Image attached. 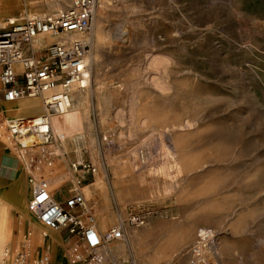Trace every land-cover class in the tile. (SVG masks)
<instances>
[{"label": "rangeland", "instance_id": "obj_1", "mask_svg": "<svg viewBox=\"0 0 264 264\" xmlns=\"http://www.w3.org/2000/svg\"><path fill=\"white\" fill-rule=\"evenodd\" d=\"M70 3L71 0L63 2V6L66 8ZM110 3L115 14L105 19L110 45L102 53L98 52L94 39L98 16L93 30L91 80L86 89L91 93L88 103L91 129L84 130L81 123H70L68 130L84 138L80 146L75 147L73 142L72 146L60 149L55 141L50 150L46 149L43 160L54 170L62 168L75 179L62 180L66 182V196L72 194L80 181L78 185L83 192L85 185L95 181L96 170L105 169L111 208L115 217L121 219L125 215L119 226L128 230H142L149 223L162 226L160 232L144 239L143 246L151 252L163 250L168 244L167 237L161 234L175 232L176 227L165 224L171 219L198 222L200 228L213 233L198 252L194 244L169 250L170 259L166 262L154 263L144 254L140 256L143 249L134 244L129 256L132 254L139 263L264 264V0H110ZM35 6L17 2L10 8L17 10L0 18V29L6 26L8 18L44 17L58 12L39 13ZM95 53L99 55L94 59ZM156 60L163 63L153 67ZM96 88L107 93L103 110L98 108ZM25 100L28 99L1 102L0 164L4 158L13 165L19 163L30 182L35 178L34 169L40 158L37 155L30 163L23 157L25 149L11 136L8 121L39 114H11L6 107ZM75 106L72 100L69 113L75 112ZM185 124L190 127L185 128ZM163 127L166 134L159 133ZM218 133H226L228 138H220ZM153 135L156 138L151 141ZM170 135L176 140V152ZM2 136L9 137V142ZM92 139L95 145L91 144ZM3 143L7 147L1 149ZM55 150L59 151L57 155ZM116 161L122 166L135 163L134 179L141 174L145 176L143 182L134 181L131 189L134 193L152 194L142 199L139 206L118 202L111 186L116 178L113 173ZM74 163L89 165L95 172L82 167L75 171ZM41 179L45 178L38 180ZM17 183L0 185V193L11 195L19 186ZM172 183L175 187L165 192L166 185ZM84 196L97 217L100 203ZM1 199L12 211L11 221L3 228L4 250H17L14 259L22 251L31 257L41 253L48 245L30 252L26 245L33 230L24 224L12 203L5 197ZM27 204L26 200L29 212ZM134 213L146 218L144 225L130 224ZM42 225L41 231L55 233L65 243L57 261L50 250L52 264H61L62 260L71 264L72 249L77 248L75 242H68L64 234ZM128 249L132 251L129 246Z\"/></svg>", "mask_w": 264, "mask_h": 264}, {"label": "built area", "instance_id": "obj_2", "mask_svg": "<svg viewBox=\"0 0 264 264\" xmlns=\"http://www.w3.org/2000/svg\"><path fill=\"white\" fill-rule=\"evenodd\" d=\"M55 1V0H51ZM100 0H71L55 15L44 17L11 18L0 29V85L2 98L13 103L25 98L43 99L46 112L42 115L16 117L8 121V129L21 149H27L22 140L40 136L46 145L65 140L53 129L52 118L70 109V92L84 89L90 84L89 56L92 43L85 38L63 39L71 34L90 35L93 32ZM43 40L38 45V41ZM51 40V41H50ZM64 105H63V104ZM64 107V108H63ZM95 172L89 165L74 163ZM32 196L29 211L49 230L64 234L74 241L71 264H143L129 253L123 256L111 247L128 241L126 228L114 227L102 232L96 216L77 185L72 194L59 202L57 195L45 180L30 179ZM132 214L129 222L142 226L145 217ZM111 246V247H110ZM71 250V251H72ZM14 264H52L50 247L31 257L27 252L18 253Z\"/></svg>", "mask_w": 264, "mask_h": 264}, {"label": "bare ground", "instance_id": "obj_3", "mask_svg": "<svg viewBox=\"0 0 264 264\" xmlns=\"http://www.w3.org/2000/svg\"><path fill=\"white\" fill-rule=\"evenodd\" d=\"M23 3L25 5H31L35 3V9L37 12H45V9H49V12H58L65 7L63 6V2H68V0H0V9H10L11 7H15V4ZM114 6L110 3V0H100V7L101 9L98 13V21L94 33V39L96 42V48L98 49L99 53L104 52L108 46L109 43V27L105 24L106 18H112L114 16V12L112 9ZM47 12V11H46ZM58 12L51 14L55 15ZM94 30V29H93ZM94 32V31H93ZM93 32L90 35H81V34H71L69 36L64 37L69 39H83L88 40L89 42H93ZM51 41V40H50ZM43 40L38 41V45L42 44ZM92 45V44H91ZM93 51V50H92ZM92 52L89 56V62ZM99 54L95 53L94 59L98 57ZM160 63H163V60H156L153 63V67H157ZM100 65V64H99ZM90 70V68H89ZM91 78V75H90ZM91 80V79H90ZM90 85V84H89ZM89 85L84 88H74L71 90L70 99L75 100L77 104V108L75 106L73 113H69V110L72 107V102L70 104V109L65 110L63 114H61V117L55 116L52 118V126L53 129L57 132L58 137L65 138V140L60 141L58 144L60 149L62 147L67 148L69 146H72V143L74 142L75 147L80 146L82 140L84 138H80L79 135H74L71 133V131L68 130V126L70 123L73 124H80L84 126V130H90L91 129V123L89 121V95L91 94L89 90H86ZM95 97L98 100V108L103 110V106L107 97V93L104 89L96 88ZM28 100L22 101L17 103L14 107L18 111V115H30V114H39L42 115L46 112L45 104L43 101V104L40 100V98H25ZM22 100V99H21ZM43 100V99H42ZM63 104V103H62ZM64 105V104H63ZM145 119H141V122ZM185 128H189L190 125L185 124ZM160 134H166V131L164 127L162 130L159 131ZM220 138L227 139L228 134L226 133H218ZM67 137V138H66ZM153 138H156L154 135L152 137L151 141H154ZM169 138L173 141V150L176 152V140L173 136H169ZM150 139L148 140V143L150 142ZM62 143V144H61ZM65 143V144H64ZM146 143V144H148ZM22 144L27 147L25 151H30L31 153L39 152L42 157H44V153L47 152L46 149H51L54 145H49L50 148L47 147V145L44 143V140L40 136H29L22 140ZM91 144L95 145V140H91ZM151 144V142H150ZM150 144H148L150 146ZM69 145V146H68ZM35 146L38 147L37 149H33ZM23 151V152H25ZM59 151L55 150L54 153L57 155ZM80 152V151H79ZM46 156V155H45ZM78 158L80 161H82V157L78 155ZM99 161V160H98ZM145 162L144 160L142 161ZM123 165L119 161L114 162V169L113 173L115 175V181L113 183V189L115 192V196L118 200V202L122 205H125L127 203L134 204L135 206H139L138 204L141 202L142 199H145L149 197L152 194L144 195L143 193L139 192H132V187L134 181L136 182H143L145 176L143 174L138 175L137 178L134 179L133 170L132 168L135 166V163L128 164L127 166ZM135 168V167H134ZM133 168V169H134ZM164 168V167H162ZM110 170V169H109ZM54 175H51L48 178H45L44 180L49 183V186L51 187L52 191L55 192H61L62 189H66L64 186V183L71 181L73 177H71L69 172H64L63 169H52ZM66 171V170H65ZM105 171V169H104ZM101 168H98V171L96 170L95 174V181L90 185H85L83 188L84 194H86V198L100 203V206L97 208V217L96 221L99 224V227L101 228V231L103 232L104 229L108 227H114L115 225L119 226V221L124 222V219L122 215L121 219L115 217V214L111 208V194L109 189L107 188V185L105 183V172ZM107 172V170H106ZM110 174V173H109ZM62 180H65L62 182ZM75 180V179H73ZM110 181V180H109ZM77 183V182H76ZM64 186V187H63ZM175 187V184H168L165 187V192H170ZM69 189V188H68ZM72 189V188H71ZM113 191V190H112ZM71 192V190H70ZM13 207L20 213L21 218L25 225L30 227L33 232L31 238H29V244L26 246L29 247L30 252H33L37 249V247L44 246V244H47L50 247V250L52 251V256L54 260H58L60 257V247L63 244V240L61 236H58L55 233L50 232H43L41 231L40 225L41 223L36 222L32 216L30 215V211H27L26 203L24 205H21V197L20 193L17 190L14 192L13 195ZM133 205V206H134ZM8 208L3 203V200L0 198V264H13L15 261V253L17 250H4V245L6 243V239L3 233V228L9 223L11 220L9 218ZM29 210V209H28ZM96 212V211H95ZM117 218V222H116ZM37 219V218H36ZM38 220V219H37ZM176 221L177 219H171L168 221V223H165L168 226H174L176 227L175 232L173 234H161L162 236L167 237L168 244L165 245L163 250H152L147 249V247L144 245V239L155 235L158 232H160L163 228L161 225L158 224H152L149 223L144 227H141L142 230H139V228H134L131 230H128L126 228L127 236L129 240L127 243L125 242H118L117 244L113 245L111 247L115 252L122 254L125 256V254L128 251V246L132 248V252L134 251V244L140 246L143 251L141 252V255L144 254V256L152 261V262H159V261H169L170 254L168 253L169 250L173 249H179L182 248L186 244H191L194 246V249H197V252L199 249H202L204 247V243L208 238H211L212 231L200 228L198 225V222H192L188 223L186 221L180 220L173 223V221ZM39 221V220H38ZM113 224H115L113 226ZM123 224V223H121ZM43 226V225H42ZM103 229V230H102ZM105 232V231H104ZM58 233V232H57ZM48 234V237L45 238ZM59 234V233H58ZM60 235V234H59ZM199 240V242H198ZM15 243H17V240H15ZM129 243V244H128ZM33 254V253H32ZM221 255V254H220ZM14 260V261H13ZM63 264V260L60 262Z\"/></svg>", "mask_w": 264, "mask_h": 264}, {"label": "crops", "instance_id": "obj_4", "mask_svg": "<svg viewBox=\"0 0 264 264\" xmlns=\"http://www.w3.org/2000/svg\"><path fill=\"white\" fill-rule=\"evenodd\" d=\"M13 10H17V9H0V18H2L3 16H6L8 11L12 12ZM45 10L47 12H49V9H45ZM26 11L27 10L25 9L24 12L26 13ZM45 12H43V13H45ZM1 102H3L2 93H0V108H2ZM6 107H7L8 113H11V114H17L18 113V111L16 109H14L15 108L14 106L10 107L9 105H6ZM3 134H5V132ZM3 138L6 139L8 142L10 140V138L9 137L7 138V136L3 137ZM5 147H7V143H3V146L1 147V149L5 148ZM37 155L39 156L40 161L38 162V164L36 165V167L34 169L35 178L36 179H39L41 177L42 178H48L51 175H54V173L52 171L53 167H51L50 163L47 164V162L45 160H43V157L40 155L39 152L36 151L34 153H31L28 150L23 152V157L28 159L30 161V163L33 160V158ZM41 180H43V179H41ZM9 181L18 182L17 184L19 186L16 188L15 192L18 190L20 193L21 205L23 206L24 203H26V200L29 202V200L32 196V189H31L30 183L26 181L25 171L20 168L19 163H15L13 165V163H10L8 160H6L4 158L0 164V185H4ZM65 193L67 195L68 191L64 188L62 189L61 192L56 193L58 200L60 202H63V200L65 199V197H66ZM13 195H14V193H12L11 195H4L3 193H0V198L5 197V199L8 202L12 203L13 202ZM64 195H65V197H64ZM27 207H28V204H27ZM8 213L10 215L12 213V211L10 212V210H8ZM47 237H48V234L45 238H47ZM63 244H65L64 241H63ZM63 264H67L65 260L63 261Z\"/></svg>", "mask_w": 264, "mask_h": 264}]
</instances>
